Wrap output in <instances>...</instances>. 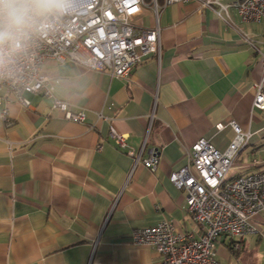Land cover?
Here are the masks:
<instances>
[{"label": "crops", "instance_id": "obj_1", "mask_svg": "<svg viewBox=\"0 0 264 264\" xmlns=\"http://www.w3.org/2000/svg\"><path fill=\"white\" fill-rule=\"evenodd\" d=\"M144 2L138 28L156 23L151 0ZM230 2L217 14L199 0H156L160 55L146 56L126 77L44 60L54 95L85 119L64 118L38 94L24 95L28 106L7 104V121L0 117V264H162L153 247L132 242V230L166 219L194 238L203 233L169 176L187 164L198 138L227 147L234 131L217 130L220 122L252 132L227 179L264 170V110L251 111L262 64L248 42L264 53V20L242 21ZM110 125L135 151L149 127L142 156L158 147L156 170L133 164L110 138ZM251 222L254 232L218 236L219 263L264 264V211Z\"/></svg>", "mask_w": 264, "mask_h": 264}, {"label": "built area", "instance_id": "obj_2", "mask_svg": "<svg viewBox=\"0 0 264 264\" xmlns=\"http://www.w3.org/2000/svg\"><path fill=\"white\" fill-rule=\"evenodd\" d=\"M186 1L163 0V6ZM199 1L217 14L226 11L228 5L222 3L223 0ZM151 3L155 25L138 28L134 19L144 0H66L65 11L45 18L37 31L6 45L2 53L4 62L0 64V117L7 121L9 102L18 101L28 106L24 95L30 93L49 99L50 107L59 110L64 118L84 121L82 110H73L67 101L54 95L52 80L42 72L44 60L69 61L107 71L111 76L126 77L146 56L160 55L159 6L156 0ZM229 5L236 9L242 21L264 20V0H231ZM248 42L261 56L262 64L251 111L264 110V53L259 51L255 41ZM259 42L264 44V35ZM225 126L233 129L234 136L224 150L200 137L190 147L187 164L169 176L177 189L185 191L186 210L203 228V233L194 238L166 219L132 230V242L153 247L161 254L162 264H221L215 258L214 249L219 235L242 237L255 231L251 219L264 211V170L227 179L229 169L252 132L242 129L234 120L220 122L216 127L222 130ZM148 129L138 151L127 143L125 134L111 125L108 134L114 144L132 158L133 164L141 162L153 172L158 165L159 148L149 147L142 156ZM233 248L239 249V244L234 243Z\"/></svg>", "mask_w": 264, "mask_h": 264}, {"label": "clouds", "instance_id": "obj_3", "mask_svg": "<svg viewBox=\"0 0 264 264\" xmlns=\"http://www.w3.org/2000/svg\"><path fill=\"white\" fill-rule=\"evenodd\" d=\"M66 10V0H0V64L3 50L37 31L45 18Z\"/></svg>", "mask_w": 264, "mask_h": 264}, {"label": "snow or ice", "instance_id": "obj_4", "mask_svg": "<svg viewBox=\"0 0 264 264\" xmlns=\"http://www.w3.org/2000/svg\"><path fill=\"white\" fill-rule=\"evenodd\" d=\"M132 11H135V9H132Z\"/></svg>", "mask_w": 264, "mask_h": 264}, {"label": "rangeland", "instance_id": "obj_5", "mask_svg": "<svg viewBox=\"0 0 264 264\" xmlns=\"http://www.w3.org/2000/svg\"><path fill=\"white\" fill-rule=\"evenodd\" d=\"M229 174H231L230 171H229Z\"/></svg>", "mask_w": 264, "mask_h": 264}]
</instances>
